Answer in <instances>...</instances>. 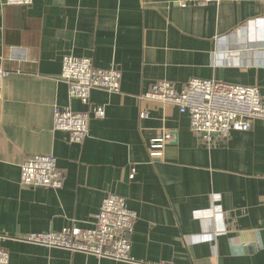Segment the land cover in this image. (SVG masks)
<instances>
[{"label": "crops", "instance_id": "1", "mask_svg": "<svg viewBox=\"0 0 264 264\" xmlns=\"http://www.w3.org/2000/svg\"><path fill=\"white\" fill-rule=\"evenodd\" d=\"M64 55L118 69L119 92L93 89L87 104L70 98L59 78ZM0 67L8 264H264V120L207 146L175 105L139 98L157 81L180 89L192 78L256 86L264 95V0H33L28 7L0 0ZM97 105L105 116L89 120L80 143L53 129L54 107ZM165 131L173 140L152 157L149 145ZM36 155L56 158L60 189L21 185L20 165ZM108 193L125 197L137 215L131 262L19 240L90 227Z\"/></svg>", "mask_w": 264, "mask_h": 264}, {"label": "built area", "instance_id": "2", "mask_svg": "<svg viewBox=\"0 0 264 264\" xmlns=\"http://www.w3.org/2000/svg\"><path fill=\"white\" fill-rule=\"evenodd\" d=\"M33 0H1L2 6L28 7ZM205 5L219 0H194ZM184 6V4H183ZM7 71L0 67V86ZM60 80L68 86V95L82 104H87L91 90L102 89L118 93L121 73L114 67L97 68L90 58L64 55L61 62ZM142 100L175 105L181 114L188 115L192 133L209 146L214 141H223L231 131H248L255 120H264V95L256 86L230 84L215 79H189L180 89L170 81L160 80L140 95ZM1 105V97H0ZM105 109L101 105L91 106L84 112H74L68 107L53 109V129L68 134L72 143H80L88 132L91 118L103 119ZM141 117H148L143 113ZM173 140L165 131L162 137L149 145L152 157H160L163 146ZM135 168H130L129 179H133ZM20 183L24 187L60 189L63 174L53 155H36L20 165ZM208 214L216 215L214 202ZM205 215L204 211L199 216ZM137 220L125 197L108 193L102 199L90 227H66L59 231L27 233L19 240L46 247H55L70 252H80L97 258L131 262V237ZM227 230V226L225 225ZM217 233L207 234L211 238ZM6 238L0 235V264L9 263V253L3 247ZM168 264V263H160Z\"/></svg>", "mask_w": 264, "mask_h": 264}]
</instances>
